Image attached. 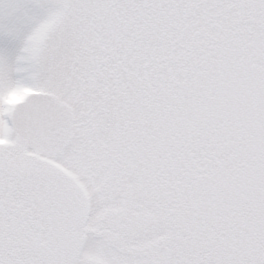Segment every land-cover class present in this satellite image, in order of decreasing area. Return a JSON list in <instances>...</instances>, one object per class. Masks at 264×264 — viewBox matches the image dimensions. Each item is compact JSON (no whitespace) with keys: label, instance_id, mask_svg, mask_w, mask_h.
<instances>
[{"label":"snow or ice","instance_id":"1","mask_svg":"<svg viewBox=\"0 0 264 264\" xmlns=\"http://www.w3.org/2000/svg\"><path fill=\"white\" fill-rule=\"evenodd\" d=\"M0 264H264V0H0Z\"/></svg>","mask_w":264,"mask_h":264}]
</instances>
